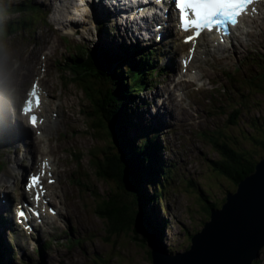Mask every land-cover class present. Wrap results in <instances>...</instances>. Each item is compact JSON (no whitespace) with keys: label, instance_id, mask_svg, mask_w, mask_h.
I'll return each mask as SVG.
<instances>
[{"label":"rangeland","instance_id":"obj_1","mask_svg":"<svg viewBox=\"0 0 264 264\" xmlns=\"http://www.w3.org/2000/svg\"><path fill=\"white\" fill-rule=\"evenodd\" d=\"M102 1L112 4L115 9L120 8V15L114 20H110L111 15H104L111 21L104 35L98 32L99 28H95L92 14L91 17L87 15L84 24L78 26L79 33L83 35L80 37L79 33L76 36L66 34L65 28L54 21L56 10L65 11L64 16L69 17L71 10L66 0H0V29L3 30L0 33V89L13 92L9 95L13 98V104L6 108V97L0 94V189L10 188L8 197L11 199L7 213L1 214L5 221L13 220V225L6 224L1 231L0 240L12 249L14 254L9 258L14 264H151L148 249L138 238L141 235H136L134 230L128 233L112 232L103 215L100 206L103 196L107 195L108 199L109 194L120 190L116 180H103L97 176V162L110 153L119 157V151L111 147L105 123H101L103 118L95 112L90 116L92 108L80 83L71 79L74 76V66L71 65L74 61H70V55L80 53V45L91 49L98 38L96 42L99 46L106 43V48H101L102 52H106L108 58L118 65L114 52L117 46L115 35L119 29L125 32L115 24L129 23L135 30L143 29L139 25H144V17L136 13L134 18H129L128 12L133 7L126 3L127 0ZM27 3L34 7L39 5L43 10H20V6ZM165 14L170 23L162 34H169L157 44L154 34L150 33L144 45L148 49H139L136 53L153 50L156 56L153 58L154 65L160 72L146 81L149 87L135 96L133 101L134 105L146 101L145 105L140 106L143 110L140 128L144 125V114L146 123L150 113L158 112L156 115L161 117L165 112L171 114L164 128L157 131L163 147L160 154L168 166L160 183L162 194L157 203L158 213H155L158 221L168 218L169 224L164 230L166 237L162 241L167 249L175 252L188 248L186 228L188 233H197L203 227V222L208 220L205 211L207 203L202 199V194L221 205L226 193L235 190L233 182L214 168L213 162L220 159L221 153L210 144V139L225 136L228 146L243 148L256 159L264 156L252 138L253 135L261 139L264 133V19L259 26L249 29L250 35L241 38L240 43L233 41L236 49L232 52L211 51L206 58L203 55L194 57L191 66L196 63V71L178 79L188 80L196 75L198 80H195V84L189 83L186 91H181L180 87H173L169 80L182 73L179 58L186 47L181 46L180 40L177 41L170 12L166 10ZM7 22L10 23L8 30L5 28ZM129 30L126 35L131 38L132 29ZM134 46H138V43ZM46 52L48 54L44 58ZM247 54L249 57L244 58ZM170 55H174V66H168L167 60L163 62ZM220 55L233 56L219 63L216 60ZM36 57L38 63L31 66L34 71H25L23 67L31 64ZM34 79H38L42 88L48 87L50 103L60 97L63 105L56 109L50 108V103L45 104L47 114L54 110L51 113L54 116H49V122H46V139H35L33 142V136L38 134L21 128L19 132L26 142V150L21 145L15 148L7 140L8 145L4 146L9 125L7 121L14 119L12 110L14 112L16 104ZM222 83L228 89L227 93L222 94L218 90ZM235 108L238 109V116L232 123ZM34 147L36 153L32 159L38 155L52 160L50 153L52 158L57 157L52 174L54 180L55 175H59V182L49 185L48 191L51 193L49 205L54 206L59 215H47L44 223H36L33 232L26 234L15 225L13 209L20 200V178L25 170L35 168V164L30 165L29 162ZM16 159L21 162L19 171L13 175V179H8L10 172L6 170H10ZM2 195L0 191V197ZM165 204L167 213L161 208ZM151 241L158 246L156 237ZM255 261V264H264V246Z\"/></svg>","mask_w":264,"mask_h":264},{"label":"trees","instance_id":"obj_2","mask_svg":"<svg viewBox=\"0 0 264 264\" xmlns=\"http://www.w3.org/2000/svg\"><path fill=\"white\" fill-rule=\"evenodd\" d=\"M34 8L38 11L43 10L41 6L35 5L34 7L29 3L20 6V10H34ZM9 25L10 23L7 22L6 30ZM2 31L0 29V33ZM105 31L106 26L98 30L101 35L102 33L104 35ZM96 41L93 42L91 49L86 45H80V53L70 55V59L74 61L71 64L74 66V76L71 79L80 83L92 108L90 116H93L95 112L103 118L101 123H105L104 128L110 137L111 147L119 151V157L115 153H110L97 162L99 168L97 176L103 180H116L120 190L119 192L113 191L108 195V199H106L107 195H104L100 206L112 232L128 233L129 230H134L136 235H141L138 238L143 241V246L146 245L148 238L157 235L161 245L165 248L166 245L162 240L166 237L164 230L169 221L168 218L158 221L155 212L158 213L157 203L160 202L159 196L162 194L160 183L168 164L160 154L163 147L158 140V129H154L150 135L148 133L147 129L155 125L153 122H145L146 114L143 115L144 125L140 128V118L143 113L140 106L145 105L146 101L136 103L137 105H134L135 101H133L135 96L149 87L146 81L153 79L160 72V69L154 65L153 58L156 56L152 53L153 50H145L144 58L140 57L138 61L133 58L123 60L117 56L118 65H115L108 58V54L102 52V49L106 47L102 48ZM120 45H122L123 54L128 48L127 44L117 45L114 48L116 55L120 50ZM137 50L138 48L132 49L133 52ZM246 57H249L248 54L244 58ZM164 74L165 72L162 75ZM218 90L223 94L227 93L228 89L222 83ZM236 110L238 111L237 108L233 109L235 117L232 123L238 116ZM224 138L225 136L220 138L216 136L210 139V144L221 153L220 159L212 164L218 172L225 174L236 188L237 183L253 171L259 159L254 158L243 148L235 149L228 146ZM252 138L264 153V133L261 139H256L253 135ZM202 199L207 203L205 211L208 217L211 208L221 206L210 201L209 197L204 194H202ZM223 202L224 199L221 204ZM161 208L167 213L166 204ZM195 233H188L186 228L188 247ZM165 249L172 252L167 247ZM13 254L10 246L0 240V264H14L9 258ZM147 254L151 259L149 249Z\"/></svg>","mask_w":264,"mask_h":264},{"label":"water","instance_id":"obj_3","mask_svg":"<svg viewBox=\"0 0 264 264\" xmlns=\"http://www.w3.org/2000/svg\"><path fill=\"white\" fill-rule=\"evenodd\" d=\"M157 238L158 246L151 241ZM151 264H252L264 246V156L251 173L210 209L200 231L183 251H166L152 235L146 242Z\"/></svg>","mask_w":264,"mask_h":264},{"label":"bare ground","instance_id":"obj_4","mask_svg":"<svg viewBox=\"0 0 264 264\" xmlns=\"http://www.w3.org/2000/svg\"><path fill=\"white\" fill-rule=\"evenodd\" d=\"M52 1L53 0H51V2ZM92 3H93V5H92ZM66 4H68V8L70 7V10H71L69 12V14H70L69 17L66 18L64 16L65 11L56 10L58 12L53 14L54 15V21H55V23L63 26L67 33L75 35V36H76V34L79 33L78 26L83 25L84 21L87 20L88 11H91L92 16L95 18V28H102L103 26H106V23L109 21V18L104 16V15H111L113 17V19H115V16H116V12H111V13L106 12L103 15L99 14L98 11H99L100 7L104 6V2L102 0H89V2L87 0H66ZM145 4H147V5L142 9L143 11H145V13L149 14L151 10H156L157 12H159L158 10H161L162 16L160 18H158V22H161V21L164 20L165 13H166V10L168 8L167 1H165V3H161L160 6H157L151 0L147 1V3H145ZM135 12H136V9H133L131 11L132 14L135 13ZM153 17H155V16H153ZM81 18H82V21H81ZM148 18L150 20L151 16L148 15ZM263 19H264V1L258 3V9H257V12H256L255 15H252V16L245 15V16H243V19H242L240 25L233 30L234 31L233 34L231 36H229V38H227V41H226L225 45H221V44L216 43L215 42V38L214 37H210V36H208L206 39H204L203 43H198L197 46H196V49L193 51L192 58H191V60H190V62L188 64V68L194 62V57H196L197 55H200V57H202V55H203L204 58H206V55H208L209 52H211V51H220L221 50V51H230V52H232L234 49H236L235 45L233 44V41H236L237 43H240L241 38H245V37H248L250 35L249 29H252L254 27L259 26L261 24L260 22L263 21ZM117 26L123 28V31L125 32V35L129 33V31H130L129 29L131 28L129 23H125L124 25H121V24L117 23ZM236 33H239V35H236ZM79 34H80V37L83 36L82 33H79ZM131 35L133 37H136V35L132 31H131ZM133 37L129 38L128 40H132ZM154 37H155V34H154ZM108 41L110 43H112L111 39H109ZM101 46H102V44H101ZM47 54H48V52L45 53V57L44 58H46ZM183 54H184L185 57H188L190 55V50L189 49H185ZM229 56H233V55H220V56H218L219 58L216 61L219 62V63H221L223 60L227 61L228 59H231ZM36 58H35L36 61L34 60L35 62L31 61L30 62L31 64L25 65L23 67V69L25 71H27V72L29 70V73H32L34 71V69L31 66L38 63V58L37 59ZM56 62H58V61H56ZM167 64H168V66H170V65L174 66V64H175L174 55H170V56L167 57ZM196 68H197V66H196V63H195L194 65L191 66L190 70L186 71L185 74L180 73V74L176 75V77L172 76L170 78V80H169L170 84L173 85V87H175V88L176 87L177 88L180 87L179 90H181V91H184V90L186 91L188 89V87H189V86H187L189 83L195 84V80H198L196 78V75L193 78L188 79V80H186L185 78L179 80L178 78H181V77L185 76L189 72L196 71ZM224 71H222V72H224ZM39 74H41V73H39ZM39 79H40V77H39ZM181 86H184V88L182 89ZM43 89L45 90V96L43 98V105L40 107V109H41L40 115L43 116L44 119H43L41 125L37 127L39 129L40 133L36 137H33V142H35L34 141L35 139H41V140L46 139V134H45L46 133L45 132V128L47 126L46 122H49V119H48L49 116L53 117L51 113L54 110H50L49 114H47L46 113V109L44 108L45 104L46 103H50V101H51V99L49 98V93H48L49 89L46 86H45V88L43 87ZM2 90L0 89V94L3 95L4 97H6V99H5L6 100L5 108H6L7 105H9L11 103L13 104V100H12L13 98L9 96L10 93H13V92L10 89H5V92H3ZM202 91H204L203 88H202ZM169 94L171 95L172 92H169ZM168 98H169V96H168ZM10 99H11V102H10ZM173 99H175V98H173ZM171 101H172V99H171ZM14 104H15V102H14ZM60 104L63 105L62 99L60 97H57V98L54 99L53 103L51 102L49 104V106H50V108L55 107L56 109H59ZM169 107H171V106H169ZM14 110H15V108H14ZM12 113L14 114L15 112H13V110H12ZM157 113L158 112H155L154 114H149L148 117H147V121L155 123V127L159 128L161 126L160 122L161 121H166L168 116H171V114H169L168 112H165L163 117H161L160 115H156ZM175 118H177V117H175ZM3 123H4V121H3ZM7 123L9 125H8V129H7L8 133L5 136L6 140L9 141V142L13 141V142H16V143H20L22 145V147H23L22 149L25 151L26 150L25 140L24 139L22 140V136H20L18 134L17 130H16V129H18V124L16 122H14L13 119L8 120ZM30 127L33 128L34 125H30ZM27 129H28V132H31L30 128L27 127ZM42 149L45 151L43 145H42ZM34 153H36V148L35 147H34V150L32 151V154H31V163H30V165H34L36 163V160L33 161L34 158L32 159V156H34ZM49 156L52 159L50 161L53 164V172H54L55 163L57 162V157L55 159H54V157L52 158V153H50ZM42 159H40V161ZM47 159L49 160V158H47ZM20 164H21L20 160L16 159V162L10 168V170L9 171L6 170V172H10V176L7 177L8 179H10V178L13 179V175L14 174L17 175V173L19 171V165ZM56 168H57V166H56ZM55 178H56V180H55L54 184L59 182V175L56 174ZM6 181H5V183H7ZM13 183H14V181H13ZM53 185H51V186H53ZM9 189L10 188H8V189L7 188L0 189V191L3 194L2 197H0V213H2L3 211L5 213H7L6 210L9 209V206H10V203H11V199H10V197H8ZM23 194H24V191L21 189V195H23ZM46 196H48V194L44 195V197H46ZM17 203H20V201L17 202ZM48 205H49V202H48ZM15 206H16V204H15ZM58 213L56 215H59ZM3 222H5V223H3ZM0 223L5 224V225L6 224L13 225V220L9 219V220L3 221L0 218ZM5 225L0 227V231H3L6 228Z\"/></svg>","mask_w":264,"mask_h":264},{"label":"snow or ice","instance_id":"obj_5","mask_svg":"<svg viewBox=\"0 0 264 264\" xmlns=\"http://www.w3.org/2000/svg\"><path fill=\"white\" fill-rule=\"evenodd\" d=\"M176 8L179 10L182 27L187 30H194V35L189 40L195 38L203 30H220L221 25H236L239 19L248 11L253 10L250 6L255 0H174ZM37 86L33 85L31 97L39 106V96ZM33 99L27 101L25 113L32 111ZM30 122L35 125L37 118L33 115ZM38 177H32L31 187H38ZM39 200V195L36 197Z\"/></svg>","mask_w":264,"mask_h":264},{"label":"flooded vegetation","instance_id":"obj_6","mask_svg":"<svg viewBox=\"0 0 264 264\" xmlns=\"http://www.w3.org/2000/svg\"><path fill=\"white\" fill-rule=\"evenodd\" d=\"M256 263V261L255 262H253V264H255Z\"/></svg>","mask_w":264,"mask_h":264}]
</instances>
